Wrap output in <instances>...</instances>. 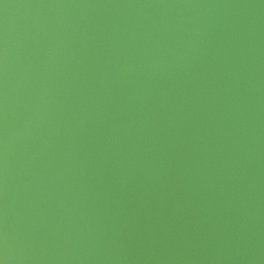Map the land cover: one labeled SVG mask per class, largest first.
Instances as JSON below:
<instances>
[{
  "label": "water",
  "instance_id": "obj_1",
  "mask_svg": "<svg viewBox=\"0 0 264 264\" xmlns=\"http://www.w3.org/2000/svg\"><path fill=\"white\" fill-rule=\"evenodd\" d=\"M0 264H264V0H0Z\"/></svg>",
  "mask_w": 264,
  "mask_h": 264
}]
</instances>
